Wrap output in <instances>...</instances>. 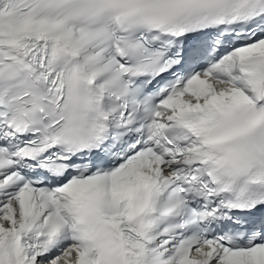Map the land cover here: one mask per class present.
Wrapping results in <instances>:
<instances>
[{
    "label": "snow or ice",
    "instance_id": "1",
    "mask_svg": "<svg viewBox=\"0 0 264 264\" xmlns=\"http://www.w3.org/2000/svg\"><path fill=\"white\" fill-rule=\"evenodd\" d=\"M0 264H264V0H0Z\"/></svg>",
    "mask_w": 264,
    "mask_h": 264
}]
</instances>
